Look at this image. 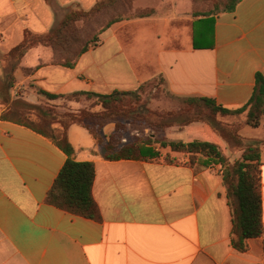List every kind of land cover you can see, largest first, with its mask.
Segmentation results:
<instances>
[{"label": "crops", "instance_id": "crops-1", "mask_svg": "<svg viewBox=\"0 0 264 264\" xmlns=\"http://www.w3.org/2000/svg\"><path fill=\"white\" fill-rule=\"evenodd\" d=\"M100 1L0 0L2 87L10 86L13 74L11 93L21 90L37 106L47 99L41 92L109 95L163 77L177 99L210 98L231 110L252 99L257 75L264 76V0H241L233 12L209 20L193 16V5L190 18L164 17L134 0L135 9L156 12L107 28L73 68L54 64L53 51L42 46L32 48L15 71L5 62L25 31L47 34L71 10L89 11ZM176 128L164 137L186 131L187 142L215 140L202 123L170 131ZM114 130L109 124L104 135ZM244 137L264 141L251 133ZM68 138L76 161L95 163L100 220L47 202L67 155L33 128L0 119V264H264V236L249 239L245 252L234 247L219 165H206L200 156L192 163L190 155L170 149L164 150L177 162L107 160L78 124L69 127ZM262 198L264 223V156Z\"/></svg>", "mask_w": 264, "mask_h": 264}, {"label": "trees", "instance_id": "trees-1", "mask_svg": "<svg viewBox=\"0 0 264 264\" xmlns=\"http://www.w3.org/2000/svg\"><path fill=\"white\" fill-rule=\"evenodd\" d=\"M241 0H192L193 16L203 20L212 19L222 12H233ZM201 3L203 6L197 9ZM120 9H125L128 14H119ZM112 12V18L98 31V35L92 39H86L81 44L80 23H92L101 14ZM156 11L152 8L135 9L134 0H102L91 10H71L55 28L43 35H35L25 31L24 40L14 47L6 56L5 62L10 64L13 71L20 67L26 54L36 47H48L53 51V63L68 68H73L78 59L87 51L96 47L100 35L113 24L125 19L145 18ZM10 88L14 84V76L10 75ZM160 78L165 85L163 77ZM156 78V79H158ZM149 81L139 89L155 81ZM50 100L62 96L72 98L86 97L96 98L97 106H101L99 112H80L71 116L61 117V126L46 130L24 120L17 121L27 125L37 132L50 138L67 155V161L58 175L47 202L62 210L83 216L85 218L100 220V209L93 196V186L96 178L94 162H79L75 159V149L68 138V129L73 124L86 128L94 138L96 145L102 150L107 160L117 161L123 159L148 160L160 159L161 153L154 149L159 145L162 149H170L172 152L190 155L194 163L198 157L205 159L206 165H219L223 176L227 197L232 208V222L234 234V247L245 252L249 239L264 236L263 223V198H262V165H263V140L247 139L241 131L246 127L259 128L264 117V76L258 74L256 86L250 102L239 109L231 110L222 107L210 98H183L184 108L176 114L159 115L158 131L166 132L170 128H184L193 123H202L204 133L208 136L215 135L214 141L195 140L192 142L174 141L166 137L158 138L150 136L145 140L134 139L126 143L117 138L126 132V124L121 116H124L129 108L124 99L133 94L130 92L115 91L109 95L95 92H77L70 95H54L41 92ZM143 108L136 109L135 113L142 116ZM247 114V120L243 124H234L224 121L226 117ZM4 120H10L7 116ZM109 124H115V131L111 139L105 144L104 129ZM153 127L152 125H150ZM220 141L227 144L228 149L235 154H241L237 160L225 154ZM169 162H177V159L168 155L164 158Z\"/></svg>", "mask_w": 264, "mask_h": 264}, {"label": "rangeland", "instance_id": "rangeland-1", "mask_svg": "<svg viewBox=\"0 0 264 264\" xmlns=\"http://www.w3.org/2000/svg\"><path fill=\"white\" fill-rule=\"evenodd\" d=\"M136 7L150 6L158 9L161 15L176 17L190 18V12L192 8L191 0H136ZM203 5L199 3L197 9ZM128 14L125 9H120L119 14ZM112 12L101 14L92 23H80L78 27L81 29V44L86 42V39H92L98 35V31L106 24L107 20L111 19ZM10 87H2L0 82V119L4 120L7 116L8 119L13 121L24 120L28 123H32L38 127L46 130H51L54 127L61 126L62 116H71L82 112H99L102 111L101 106H97L96 98H72L70 96H62L54 100L46 99L44 104L32 105L28 104L23 98L22 91L18 90L15 94L11 93ZM131 96H126L124 99L128 102V110L121 119L126 124V132L117 138L126 143L130 140L141 139L145 140L150 136H156L158 138H164V132L158 131L159 121L157 116L176 114L181 108H184V104L181 99L174 98L166 89L164 82L158 78L151 82L143 89H137L132 91ZM138 108H143L141 114L138 116L135 111ZM40 109V110H38ZM47 112L48 115L44 113ZM247 120V114L235 115L226 117L224 121L234 124H243ZM115 125V124H114ZM152 125L153 127H151ZM116 127V125H115ZM180 128L172 129L171 132L178 131ZM115 131V130H114ZM114 131L103 142L106 144L111 139ZM257 138H264V117L261 121L259 128L247 127L242 135L247 136L250 134ZM166 136L170 139H178L187 142L188 134L186 131H179L174 134L167 132ZM223 151L228 155L232 161L241 157V154L232 153L227 144L220 143ZM159 149L162 158L168 155L172 156L170 150H164L159 145H155ZM264 152V145L262 146ZM102 149V148H101Z\"/></svg>", "mask_w": 264, "mask_h": 264}]
</instances>
